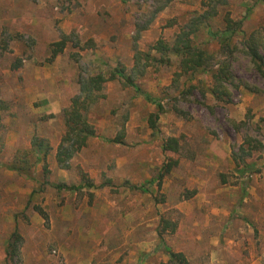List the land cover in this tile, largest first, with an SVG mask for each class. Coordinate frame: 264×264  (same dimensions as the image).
Listing matches in <instances>:
<instances>
[{"label": "rangeland", "instance_id": "obj_1", "mask_svg": "<svg viewBox=\"0 0 264 264\" xmlns=\"http://www.w3.org/2000/svg\"><path fill=\"white\" fill-rule=\"evenodd\" d=\"M210 1L172 0L154 16L158 0H0V103L6 105L0 112V264H10L7 247L15 231L23 244L13 264H68V251L92 264H168L158 236L161 217L178 223L165 240L189 264H264V78L244 46L257 35L264 57V0H229L209 22L214 38L208 28L195 36L217 71L228 60L216 38L226 16L244 21L232 43L229 100L210 94V73L191 82L175 76V59L171 66L143 62L147 69L137 83L164 107L160 132L153 135L148 123L156 105L108 82L105 98L89 111L98 137L70 170L56 161L62 112L80 93V77L119 66L130 75L136 51L158 57L151 47L159 40L174 43ZM64 36L66 49L51 60ZM191 84L206 88V97L199 91L183 96ZM35 136L48 142L50 173L42 164L30 177L8 170ZM169 138L179 140L177 153L163 151ZM117 139L122 144L112 142ZM170 162L177 166L161 187L152 183ZM84 177L95 188H56L84 185ZM142 186L148 193L134 189Z\"/></svg>", "mask_w": 264, "mask_h": 264}, {"label": "trees", "instance_id": "obj_2", "mask_svg": "<svg viewBox=\"0 0 264 264\" xmlns=\"http://www.w3.org/2000/svg\"><path fill=\"white\" fill-rule=\"evenodd\" d=\"M162 1L163 0H158L160 5L154 16L163 11L172 0ZM228 1L229 0H212L208 3L204 2L203 6L207 7V10L203 14L194 17L186 26L182 27L176 35L174 43L170 44L163 40H159L156 45L151 47V52H155L159 55L158 57L151 55L150 52L142 53L136 51L134 56L135 65L130 75L126 73L125 68L119 66L111 70L108 74L100 73L87 78L80 77V93L71 100L70 106L62 112L64 121L63 135L56 153L58 167L62 170H70L72 161L76 155L87 147L90 139L98 137L97 129L89 122V111L91 107L105 98L101 92L104 85L108 82H119L124 89H132L138 96L144 97L147 102L156 105L158 112L149 117L148 123L153 135H157L160 132L158 122L160 116L164 113V107L160 101L143 91L137 83V79L142 77L147 69V65H142L143 62H148L150 64L156 63L160 66H171L174 61L173 59H175L180 70L175 76L178 78L184 75L188 76L191 82L198 80L201 75L210 73L213 75L215 81V87L209 91L210 94L219 102L223 101L225 97L229 100L230 93L228 88L232 87L235 82L232 72V61L236 50L232 46V43L238 38L239 34L242 33L244 21H234L229 14L226 16V29L217 35L216 38L220 42L222 53L228 57V60L220 65L217 71L213 69L214 57L209 54L206 49L197 47L194 44L195 36L202 28H208L209 35L214 38L209 22L219 15L218 8L220 6H228ZM150 24L151 23L147 26ZM142 30L146 29L139 30L137 38H139ZM67 40V36H64L60 42L53 45L51 60L63 54L66 49ZM244 46L246 48V55L251 59L256 72L264 78V57L260 53V44L257 35H252ZM198 83H200V85L202 84L200 81H198ZM195 91H199L203 98H205L208 93L206 88L203 87L199 89L196 85L191 84L186 91H183L182 95L193 96ZM5 106L4 103H0V112ZM1 122L2 117L0 115V127ZM112 142L122 144L120 139ZM179 149V140L176 138H169L163 144L164 152L177 153ZM49 151L50 147L48 146V142L35 136L32 139L31 149L22 152V157L18 156L15 158L7 165V169L19 175L30 177L32 169L42 164L45 174H49L50 171L47 167ZM30 159H33V162H31ZM176 166L177 163L170 162L165 164L157 179L152 181V183L156 182L158 186L161 187L164 178L168 176ZM85 178L86 177H84V179ZM84 181L86 182L84 185L68 186L62 184L57 185L56 188L60 191L71 192H79L84 188H95V185L90 179L86 178ZM149 184H151V182ZM105 186L106 185H102L101 188ZM134 189L145 194L148 193L145 186L134 187ZM36 210L39 209L36 208ZM178 227L179 225L177 222H172L161 217L158 229L159 240L164 252L170 258L168 264H189L186 256L183 253L174 252L165 240V236L174 235ZM22 244L23 239L21 235L18 231H15L8 242L7 263L13 264L19 261L21 258Z\"/></svg>", "mask_w": 264, "mask_h": 264}, {"label": "crops", "instance_id": "obj_3", "mask_svg": "<svg viewBox=\"0 0 264 264\" xmlns=\"http://www.w3.org/2000/svg\"><path fill=\"white\" fill-rule=\"evenodd\" d=\"M145 243L146 242L139 243V244H141V246L143 245V249H141V250H145V248H147L146 246L144 247ZM66 257H67V263L68 264H92L91 263L92 258L90 259L91 261H88V260H86V258H83L81 254H78L77 251H73L71 253H69V251H68V253H66ZM140 259H142V257H140ZM261 259L264 261V255L262 256ZM142 260H144V259H142Z\"/></svg>", "mask_w": 264, "mask_h": 264}]
</instances>
